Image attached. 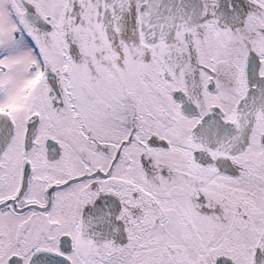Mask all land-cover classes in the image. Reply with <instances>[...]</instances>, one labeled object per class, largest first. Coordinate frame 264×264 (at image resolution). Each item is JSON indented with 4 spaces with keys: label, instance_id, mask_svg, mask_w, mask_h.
<instances>
[{
    "label": "snow or ice",
    "instance_id": "6c2138e0",
    "mask_svg": "<svg viewBox=\"0 0 264 264\" xmlns=\"http://www.w3.org/2000/svg\"><path fill=\"white\" fill-rule=\"evenodd\" d=\"M0 264H264V0H0Z\"/></svg>",
    "mask_w": 264,
    "mask_h": 264
}]
</instances>
